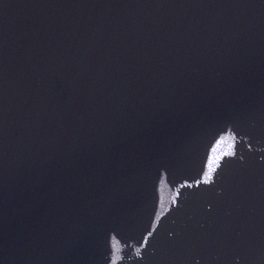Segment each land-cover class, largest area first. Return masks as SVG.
<instances>
[{"label":"water","instance_id":"95a60500","mask_svg":"<svg viewBox=\"0 0 264 264\" xmlns=\"http://www.w3.org/2000/svg\"><path fill=\"white\" fill-rule=\"evenodd\" d=\"M0 264H264V0H0Z\"/></svg>","mask_w":264,"mask_h":264}]
</instances>
